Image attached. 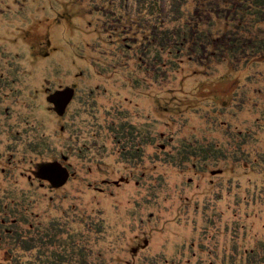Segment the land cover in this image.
I'll return each mask as SVG.
<instances>
[{
  "label": "rangeland",
  "instance_id": "obj_1",
  "mask_svg": "<svg viewBox=\"0 0 264 264\" xmlns=\"http://www.w3.org/2000/svg\"><path fill=\"white\" fill-rule=\"evenodd\" d=\"M86 8L81 0H0V109L10 110L9 121L0 125V197L10 194L15 200L28 193L29 203L36 204L25 211L36 212L35 222L47 223L69 209L67 228L57 236L59 249L81 235L76 228L83 224L104 264H224L223 256L226 264H247V251L264 259V174L234 168L236 145L222 129L233 122V113L240 127L236 130L243 133L244 128L254 132L255 120L264 125V95L253 94L260 86H246L245 74L240 77L226 65L207 71L183 61L166 78L169 90L162 89L154 83L162 66L155 61L140 64L139 47L127 41L128 50H123L112 31L104 32L99 16L87 14ZM253 70L256 78L264 75V63ZM240 91L262 107L235 111L242 104L229 102L244 98L233 96ZM79 97H84L85 107H80ZM105 111L113 117L106 119ZM91 114L102 122L96 144L100 148L90 149L95 146L89 137ZM27 115L33 118L29 128L22 125ZM223 115L225 121L219 119ZM83 122L89 132L70 140ZM36 124L50 145L43 154L28 146L36 135L28 129ZM125 126L142 131V160L133 152V166L115 153L117 148L130 153L127 135H118V147L112 143L111 128L122 131ZM103 127H110V133ZM261 133L236 156L259 164L248 152L255 145L264 149ZM74 141L83 149L76 150ZM193 141L225 149L221 174L212 173L219 164L211 160L198 162V167L184 161V169L174 163L179 161L173 159L179 144ZM49 155L60 157L69 170L65 182L60 173L54 181L46 177ZM44 178L55 188H46ZM99 220L103 230L86 227ZM1 255L7 257L3 251ZM77 258L70 262L80 263Z\"/></svg>",
  "mask_w": 264,
  "mask_h": 264
},
{
  "label": "trees",
  "instance_id": "obj_2",
  "mask_svg": "<svg viewBox=\"0 0 264 264\" xmlns=\"http://www.w3.org/2000/svg\"><path fill=\"white\" fill-rule=\"evenodd\" d=\"M81 1L86 2L87 8L85 11H87V14L99 16L98 20L103 24L104 32L108 34L112 31L114 37L120 40L118 44L121 43L123 50H125L124 48L127 49L125 46L127 45V41L133 42L139 47V52L137 51L136 55H140L138 53H141V58H138L140 64L147 61H151L152 63L155 61L162 66V75H155L154 77V83H159L162 89H167L165 87L167 76L169 74L174 75V73L179 71V67L184 61L185 63L190 62L197 66H202L207 71L218 65H226L230 71L238 73L240 77L245 74L244 80L245 85L247 84L246 86H260L258 89H254L253 94L258 96L264 95V89H262L264 75L256 78V72L253 70L257 67V64L264 63V0H130L129 6L128 0ZM109 23L115 24V26ZM164 80L165 82L161 85V81ZM233 96L244 97L238 98L237 101L236 98H232L229 102L232 106L238 102L242 104L237 106L238 108H234L237 112L243 113L246 108L247 111H256L257 107H262L254 102L253 98L249 99V97H246L245 93L242 95V91L233 93ZM74 97H77V93ZM83 98H78L80 101L82 100V106L80 107L86 106ZM261 98L255 97L254 100L260 101ZM263 108L261 109L262 115H264ZM90 116L94 117L91 121L92 125H90L92 127V134L89 137L94 139L95 142V146L91 145L90 149L95 147L100 148L101 146H96V144L99 141L97 139V132L102 127V122H100V117L97 115L91 114ZM104 116L106 119L113 117L110 111H105ZM226 117L223 115L219 119L226 120ZM230 117L231 119L234 118L233 122H226L222 126V129L224 133H231L230 140L234 141L236 145L235 150H233L235 151L234 156L231 160L234 163V168L242 166L244 169L246 168L248 173L264 174V149L262 147L255 145L248 152L249 156L252 155L258 160L259 164L251 162L248 157H244V159L236 156L238 152L240 155L243 154L241 148L245 143L250 140L252 141V139L256 140V137L260 135L262 136L263 133L261 132L264 131V125H259V121L255 120V125H252L254 132L251 129L244 128L247 133H243L236 130L240 129V127L237 128L238 125L235 124L234 120L236 119L237 121L235 113L230 115ZM30 118L31 116L27 115L26 119L28 123L33 119ZM84 125L85 123L83 122V127L81 126L83 129L78 128V131L74 129L70 133V135H73L70 137L71 139L68 138V142L69 139L73 140V136L77 139L81 134L84 135L85 132H89V130L85 131L86 127ZM232 125L234 128H232ZM36 128H38V130L34 131L36 135L33 136L32 143L28 144V146H34L33 150H39L43 154L45 150L50 148L47 142L48 137L38 132L39 124H36ZM81 129L82 131H80ZM103 129L106 133L110 127H108V130L104 127ZM111 129H113L114 133H112L113 136L111 138L115 147H118L117 143L121 142L118 135L123 133L132 142L129 143L131 151L127 155H125L124 150L115 149V153L117 150L118 158L119 156L121 158L120 161L129 163L128 166H133L135 157L133 152H135L138 159L142 160L143 150L139 148L142 131L134 129L132 126L128 128L125 126L122 131L120 129ZM24 131L28 130L25 129ZM234 132H238V136L232 134ZM76 143L77 141H74L73 144L76 150L83 149L81 146L77 147ZM200 144L196 141L179 144L177 147L178 153L173 157V159H179V161L173 160L174 163L179 168L184 169V161L191 162L194 167H198V162L201 164V162L205 163L206 160H211L216 166L219 164V161L226 159L228 156L225 149L216 143H210L206 146ZM85 151L88 152L87 147H85ZM49 156L51 163L48 165L58 164L64 167L60 161V157ZM208 166L206 165L202 170L205 171ZM219 168H221L220 164L218 169L216 171L213 170L212 173L221 174L224 169ZM45 183L49 184L46 188H55L54 183L49 179L44 178L43 184ZM5 196L0 197V264L105 263L100 259L102 254H99L100 249H97L95 245L88 242L89 240L86 236L87 230H85V225L83 224L76 228H81V235L77 239L72 237L70 244L62 245L61 249H59L60 245H57L56 240L57 236L59 237V231L63 232L64 227L67 228L69 222L68 216H70L69 209L63 210L60 218L56 215L49 217L47 223H42V220L35 222L33 220H37L35 216L36 212H34V215H30L25 211L27 208L32 209L33 205L35 207L36 204L29 203L31 198L28 193L23 192L21 196H14L17 198L13 197L15 200L10 199L12 197L10 194ZM54 209L56 210L55 205ZM71 216L73 217L72 213ZM75 217L77 218L78 216L75 215ZM83 219L81 216L80 220L82 222ZM102 223L99 220L97 223L86 224V227L93 228L91 226H94L95 229L103 230ZM70 224L75 225L73 223ZM56 247L59 250L56 251ZM2 251L7 254L5 259L1 255ZM211 254L208 253L207 255L211 256ZM246 254L247 264H261V262H264L261 256H256L254 253L248 254V251ZM25 258H28V260ZM75 258L81 260V262L77 263V260L70 262V259ZM221 262L226 264L228 261L223 256ZM238 263L233 262V264ZM162 264L168 263L163 262Z\"/></svg>",
  "mask_w": 264,
  "mask_h": 264
},
{
  "label": "water",
  "instance_id": "obj_3",
  "mask_svg": "<svg viewBox=\"0 0 264 264\" xmlns=\"http://www.w3.org/2000/svg\"><path fill=\"white\" fill-rule=\"evenodd\" d=\"M72 94H73V92H71L68 97H72ZM44 173H45L46 177H49L50 180H52V181H54L56 179L55 177L60 173L62 179H60V178L59 179L61 182H65V180L67 179L68 174H69L67 169L63 168L62 166H60L58 164H51V166L49 168H47Z\"/></svg>",
  "mask_w": 264,
  "mask_h": 264
},
{
  "label": "flooded vegetation",
  "instance_id": "obj_4",
  "mask_svg": "<svg viewBox=\"0 0 264 264\" xmlns=\"http://www.w3.org/2000/svg\"><path fill=\"white\" fill-rule=\"evenodd\" d=\"M1 95V94H0ZM4 101V99L2 100V97L0 98V102H3ZM0 107H1V105H0ZM68 109V108H67ZM4 112H7V115L4 113ZM9 112H10V110H9V108H7V110L5 111V109L2 111V109H0V125H2V124H6L8 121H9V116H8V114H9ZM29 112V111H28ZM21 114H22V111H18L16 114H15V117H17V118H19V117H21ZM28 116H31V115H28ZM8 117V118H7ZM23 122V121H22ZM24 124H27L28 126H26L27 128H29V126H30V123H28V121H27V119H25L24 120V122H23V124L22 125H24ZM4 126V125H3ZM10 127V126H9ZM25 127V129L27 130V128ZM17 129H18V127H16ZM33 128H35L34 130H33ZM5 129H8V126H6V128ZM38 130V128H36V126L34 125L33 127H32V129H28L29 131H35V130ZM6 135H8V133H5ZM64 168V167H63ZM3 171V170H2ZM5 171V170H4ZM69 171V170H68ZM70 173V172H69Z\"/></svg>",
  "mask_w": 264,
  "mask_h": 264
}]
</instances>
